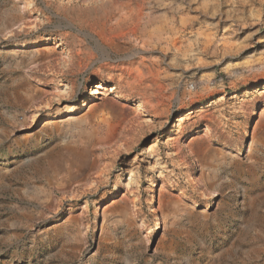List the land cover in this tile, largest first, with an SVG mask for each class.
I'll use <instances>...</instances> for the list:
<instances>
[{"label":"rangeland","instance_id":"rangeland-1","mask_svg":"<svg viewBox=\"0 0 264 264\" xmlns=\"http://www.w3.org/2000/svg\"><path fill=\"white\" fill-rule=\"evenodd\" d=\"M0 264H264V0H0Z\"/></svg>","mask_w":264,"mask_h":264},{"label":"bare ground","instance_id":"bare-ground-1","mask_svg":"<svg viewBox=\"0 0 264 264\" xmlns=\"http://www.w3.org/2000/svg\"><path fill=\"white\" fill-rule=\"evenodd\" d=\"M173 24H174L173 19L169 23H167V26L169 27L168 30L170 32H173ZM95 88H101V87H95ZM115 90H117V87L115 88ZM122 105L116 101H111V100L105 101L99 108L100 110H103L102 125L100 124L98 126L94 125L95 126L94 127L92 123L88 122L87 120H82L86 124L90 123L89 125L90 132L88 133V136L85 139L87 141H90L100 137L102 141L106 140L107 143L114 142L118 138L120 131L122 129H125V127L130 123V113L126 109V107ZM142 125L143 124H139L137 128L143 129ZM191 151L195 153V156L198 158L197 160L198 163H200L201 165L207 164V160L202 161L201 159L203 158L202 153L204 152L201 147L196 148L195 146L191 148ZM83 162H84V168L83 170H80L79 173L81 176L83 175L87 176L86 174L89 169H87L88 167L86 166L88 165V163L86 161Z\"/></svg>","mask_w":264,"mask_h":264}]
</instances>
